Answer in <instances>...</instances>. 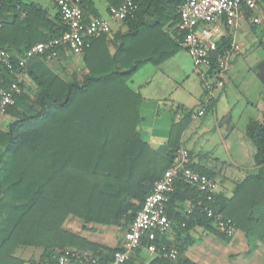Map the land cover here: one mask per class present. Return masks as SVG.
I'll list each match as a JSON object with an SVG mask.
<instances>
[{
    "label": "trees",
    "instance_id": "16d2710c",
    "mask_svg": "<svg viewBox=\"0 0 264 264\" xmlns=\"http://www.w3.org/2000/svg\"><path fill=\"white\" fill-rule=\"evenodd\" d=\"M108 1L118 7L124 0ZM0 2V50H15L19 56L64 30L59 13L58 24L44 35L38 28L49 23L36 6L25 8L24 19L16 15L7 19L3 14L20 0ZM133 2L137 7L134 17L122 21L129 28V39L138 41L145 31L159 39L146 54L141 55L148 50L139 51L138 45L125 42L111 57L105 51L91 52L93 42L105 36L93 39L82 57L88 74L81 82L66 81L48 69L42 63L47 56L27 63V76L37 89L35 99L30 100L26 93L17 96L5 111L15 120L0 131V264H25L14 254L20 247L43 248L41 261L50 257L53 247L77 245L100 251L98 244L67 231L66 219L76 218L82 228L93 224L127 230L154 183L172 165L191 113L172 126L169 151L160 156L136 131L141 99L128 87V81L144 64L158 66L181 49L162 28L170 19L177 26L183 0ZM255 2L260 5L264 0ZM82 11L85 21L89 17L83 6ZM149 16L153 17L150 24L146 23ZM230 44L229 38H221L217 51H228ZM4 79L11 81L7 74ZM244 135L255 149L256 174L237 185L230 199L216 195L213 206L248 239L264 244V112L260 120L248 122ZM190 167L211 178L216 175L204 167ZM181 194L191 201L202 197L190 185L176 181L166 204L170 220H179V228L184 224L183 231L199 226L223 240L230 239L213 229L211 220L197 210L181 220L173 212L174 201L184 200ZM142 249L125 264H131ZM116 250L104 248L105 254L99 255L102 264H107ZM151 264L173 263L156 260Z\"/></svg>",
    "mask_w": 264,
    "mask_h": 264
},
{
    "label": "crops",
    "instance_id": "0c3cea01",
    "mask_svg": "<svg viewBox=\"0 0 264 264\" xmlns=\"http://www.w3.org/2000/svg\"><path fill=\"white\" fill-rule=\"evenodd\" d=\"M31 5L36 6L49 23L47 25L41 24L38 31L44 35L49 34L52 26L57 25L59 22L57 8L51 0H20V4H12L3 16L10 19L16 15L19 19H24L27 13L25 8ZM82 6L88 17L104 18L110 22V33L93 42L91 52L102 53L105 51L111 57L121 48V42H125L126 45H138L139 51L148 50L142 51L141 55H143L150 51L149 46H153L159 41L158 38H153L152 34H148L147 31L140 35L138 41L129 39L128 34L130 31L124 22L109 20L107 9L111 5L108 0H85ZM167 11L170 13V10ZM152 19L151 16L147 17L146 23H152ZM1 20L2 15L0 14V25ZM172 21L173 19H170L164 25L162 31L170 41L179 43L180 35L177 26H174L175 24H172ZM123 37L125 38L123 39ZM231 39L237 49L230 56L224 86L215 92L211 107L202 117L196 119L189 117V121L181 132L178 141V147L186 151L191 164L216 173L214 179L217 182V195H221L225 199H230L237 185L249 175L256 174L257 171L253 162L254 146L245 137L244 133L248 121L260 120L264 112L263 2L256 5L255 9H243L242 15L238 17L236 26L233 28ZM160 43L162 42L160 41ZM178 46L181 49L168 60L158 66L149 63L144 64L128 81V87L137 93L141 99L138 111L139 123L136 131L141 140L162 157L166 156L169 151L168 139L172 126L181 122L189 113H195L199 109L203 98L202 82L194 70L199 86L197 89L192 90L193 96L190 100L183 102L174 96L175 92L182 89L186 82L191 78L194 80L193 75L190 73V67L187 66V62L190 61L191 63L192 61L187 52L180 45ZM11 51L14 55L17 53L15 50V52ZM248 53L254 56V60L251 64L244 65ZM71 54L73 53L62 52L58 58L51 59L47 57L42 63L60 77V66L65 62L67 63L66 60L69 59L68 57ZM77 57L83 60V58ZM30 65L34 66V61ZM86 72L88 74L87 69ZM249 74H251V77H248ZM23 75V93H26L30 100H34V94L37 91L36 86L28 78L27 69ZM230 85L234 86L238 93L241 91L239 99L244 111L250 109L258 114L257 117H247L243 126L244 131L237 129V115L233 113L232 104L227 98L226 88ZM250 88L256 90L254 100L250 99L251 95L246 98V93ZM234 101H238L237 95ZM14 120L12 116L0 113V131H5L7 125ZM214 135L217 136L218 141L213 144ZM218 148L220 151L216 152ZM179 196H182L184 200L174 201L173 212L178 214L181 220H185L187 217L183 215V211L192 201L182 194ZM178 221L171 219V230L161 240L153 243L154 251H151L149 243L145 242L142 251L132 257L131 264H151L156 260H166L159 255L161 252L172 248L178 251V259L176 262H171L173 264L182 262L190 264H264V244L256 239H248L243 231L236 229L233 237L229 240H223L199 226L183 231L184 224L179 228ZM70 222L77 227L67 228L66 224ZM212 227L215 229L213 224ZM64 228L81 238H85L87 241L98 244L102 248L99 249L100 251L94 252L77 245H66L63 248L53 247L50 249L52 251L50 257L46 260L55 258L66 249L99 257V255L105 254L104 248L119 249L126 231V229L120 230L117 228L122 233L121 238L117 239L114 236V227L91 224L82 228L81 223L73 217L66 219ZM20 248L25 249L24 251L31 249L38 251L37 260L33 259V254L30 251L24 252L27 253L25 257L29 255L27 258L15 255V257L22 259L25 264H44V259L41 261L44 255L43 248Z\"/></svg>",
    "mask_w": 264,
    "mask_h": 264
},
{
    "label": "built area",
    "instance_id": "2783aa9c",
    "mask_svg": "<svg viewBox=\"0 0 264 264\" xmlns=\"http://www.w3.org/2000/svg\"><path fill=\"white\" fill-rule=\"evenodd\" d=\"M51 1L57 8L64 28L59 36L36 43L19 56L0 50V113H5L8 107L14 105L15 98L23 93V74L32 58L47 56L56 59L62 52L82 58L91 40L110 33V22L107 19L89 17L84 21L82 3L85 0ZM244 7L255 9V0H183L178 7L179 45L189 55L203 89L200 107L190 115L193 119L205 114L215 92L225 84L230 56L237 49L231 36ZM136 8L133 0H124L118 7H108V18L111 21L132 19ZM221 38H229L231 44L228 51L220 53L217 51V42ZM4 74L11 77V81L6 82ZM190 166L186 151L179 147L172 165L154 183L152 192L145 197L140 210L125 231L120 248L112 253L107 264H125L135 251L144 247V241L149 243L151 251L155 250L153 243L161 240L172 228L166 204L176 181L190 185L202 195L200 199L188 204L183 215L188 217L197 210L210 219L214 228L223 236L231 238L235 235L233 222L223 217L213 206L217 195L216 180L194 171ZM159 256L176 262L178 251L172 248L161 252ZM44 264H102V261L97 256L66 249L55 258L45 260Z\"/></svg>",
    "mask_w": 264,
    "mask_h": 264
},
{
    "label": "rangeland",
    "instance_id": "374dc122",
    "mask_svg": "<svg viewBox=\"0 0 264 264\" xmlns=\"http://www.w3.org/2000/svg\"><path fill=\"white\" fill-rule=\"evenodd\" d=\"M259 12V11H258ZM258 14V13H257ZM69 59L66 60L67 63L65 62L63 65L60 66V70L59 72L61 73L60 77L63 78L66 81H72L75 80L77 82H81L83 80V78L85 77V75H87L86 72V68L84 66L83 60L79 59L77 56H75L74 54H71L70 57H68ZM254 60V56L248 53V57H246V61H244V65H249L253 62ZM192 63V62H191ZM190 61L187 62V66L190 67L191 70V74L194 77V80L191 78L188 82H186V84L183 86L182 89H179L177 92H175L174 96L177 99H180L183 102H186L187 100H190V98L193 96V92L192 90L197 89L198 88V79L196 78L195 74H194V67L193 64H191ZM247 75V74H245ZM248 77H251V74L248 75ZM131 82V81H130ZM247 92V91H246ZM226 93L228 94V100L231 102L232 104V108H233V113L236 114V124H237V129H240L241 131H244V125H245V121L247 119L248 116L252 117H257L258 114L255 111H252L250 109H247L246 111H244V107L240 104L241 100L239 99L241 96V91H238L235 89L234 86H228V88H226ZM256 90L253 88H250L249 91L246 93V98H249L250 95V99L254 100L256 97L255 94ZM192 94V95H191ZM236 95H237V102H235L234 100L236 99ZM33 96V93H32ZM31 96V97H32ZM239 96V97H238ZM249 122V121H248ZM218 141V138L216 135H214L213 137V144ZM216 152H219L220 149H216ZM78 221V220H77ZM79 222V221H78ZM79 225V224H77ZM66 227H70V228H75L77 226H75L72 222H70L69 224H66ZM115 230V234L114 236L119 239L122 236L121 231H118V229L116 227L113 228ZM25 249L23 248H18L15 251V255L19 256L21 258H27L29 257V255L27 257H25L27 255V253L24 252H29L31 254H33V259L37 260V255H38V251L37 250H27L24 251Z\"/></svg>",
    "mask_w": 264,
    "mask_h": 264
}]
</instances>
